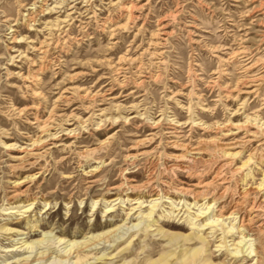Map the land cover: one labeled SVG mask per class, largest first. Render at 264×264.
Returning a JSON list of instances; mask_svg holds the SVG:
<instances>
[{
  "label": "rangeland",
  "instance_id": "1",
  "mask_svg": "<svg viewBox=\"0 0 264 264\" xmlns=\"http://www.w3.org/2000/svg\"><path fill=\"white\" fill-rule=\"evenodd\" d=\"M263 4L0 0V264H264ZM229 121L228 148L195 174L177 168ZM24 146L31 164L13 168ZM197 182L248 188L254 253L219 203L194 198ZM108 230L79 263L64 256Z\"/></svg>",
  "mask_w": 264,
  "mask_h": 264
},
{
  "label": "bare ground",
  "instance_id": "2",
  "mask_svg": "<svg viewBox=\"0 0 264 264\" xmlns=\"http://www.w3.org/2000/svg\"><path fill=\"white\" fill-rule=\"evenodd\" d=\"M264 5V4H263ZM124 6V5H123ZM135 6V5H134ZM260 6V5H259ZM133 7V6H131ZM137 7V6H135ZM264 7V6H263ZM134 8V7H133ZM257 8H259L257 6ZM255 9V8H254ZM125 10H129L128 7H126ZM261 10V9H258ZM262 12V11H261ZM133 14V13H132ZM264 14V13H263ZM131 16V15H129ZM257 17V16H256ZM131 18V17H130ZM129 19V18H128ZM255 20V19H254ZM263 20V19H262ZM260 21V19H259ZM262 27H264V25H262ZM262 35H261V41L264 40V30L261 31ZM53 34V33H52ZM245 39V38H243ZM246 40V39H245ZM46 41V40H45ZM50 42V41H49ZM241 43L245 42L240 41ZM40 47H44L42 44L40 45ZM36 48V47H35ZM41 48H36V50H39ZM44 50V48L42 49ZM45 51V50H44ZM247 52V48L245 46H241L239 47L238 50L234 51V54H232V56H235L237 54H241V53H246ZM47 53V52H46ZM120 68V67H119ZM246 70V69H245ZM244 80V79H243ZM240 81V80H239ZM253 84V83H252ZM247 85V84H246ZM240 91V89H239ZM36 92V91H35ZM246 92V91H242L241 93ZM248 92V91H247ZM232 97H234V95H230ZM230 124H233L232 122H228L226 124H222V123H218L216 124V129L218 130H224L225 132L223 133V136L219 137V138H213L211 140H200V142L193 146V147H187L183 153H181V158L183 157L185 161H180L176 166L177 168L186 171L188 173V175H191L192 173L195 174V172L198 170V168H202V166L207 165L210 161L211 158H204V154L207 155V152L215 147L217 148H228V144L223 142V139L228 136L230 134V129H226L225 126H230ZM264 124V122L262 123ZM44 127L42 126V131L44 132ZM233 127V126H232ZM230 128V127H229ZM211 130V129H210ZM42 132V133H43ZM171 132H174V129H172ZM216 132V131H215ZM41 133V132H40ZM41 136V135H40ZM40 136H38V138L35 139H31L32 140V148L33 146L35 148H40L43 144H45V141L43 139H40ZM46 136V135H45ZM174 138L169 140L170 143V147H174L176 145H178L179 140L176 139L177 137L175 135ZM42 137V136H41ZM251 139H245L243 141V143H247V142H251ZM261 141V140H260ZM28 147L24 146L22 148L19 149V152L22 153L23 155L17 157V161L16 163L13 165V168H25L26 166L30 165L31 162H29V160L24 156V153L27 151H30L32 149H27ZM210 152V151H209ZM212 152V151H211ZM223 154L225 155V158H229V157H234L237 155V153H233V152H229V151H223ZM212 157V156H210ZM213 158V157H212ZM248 159V158H247ZM181 160V159H180ZM214 160V159H213ZM248 161V160H247ZM243 162V165L245 166L246 162ZM212 162V161H211ZM154 164V163H153ZM152 164V165H153ZM231 164V162H228L227 160L223 161V163H221L218 167V171L220 169H223L227 166H229ZM264 164V163H263ZM156 166V165H155ZM173 166V165H172ZM233 170V169H232ZM12 171V170H11ZM216 171V172H218ZM236 171V170H235ZM152 172V171H151ZM219 174V173H218ZM215 175L213 177V179H217L216 177L218 176ZM245 178V177H244ZM264 178V177H263ZM262 179V178H261ZM25 180V179H24ZM149 182H151V180H148ZM25 181L23 180H18L16 182L15 186H21ZM214 182V181H213ZM222 182V181H221ZM212 183L211 182H197L193 185V188H191L190 190L193 192L194 194V198H197L199 200H204L205 202L203 204H207L206 208H210L212 207L214 204L219 203L216 207H219L217 210L219 211V217H223L225 216V218H232L234 219L237 223H238V229L240 230V232L242 233V237L243 240L246 242H249V247H250V251L249 253H254L257 249V247L254 245V229H253V220L252 218L249 217V210H246L244 207V203H243V196L245 195L246 191L244 192H239L238 195H236V197L234 196H229L226 197L224 192H218L216 189H212L211 188ZM264 186V179L261 180V182L258 184V188L259 187H263ZM153 187V186H151ZM177 187V186H176ZM252 187V186H251ZM256 187V186H255ZM183 188V187H182ZM243 188V187H242ZM181 189V188H180ZM250 189V188H249ZM252 189V188H251ZM257 188H255L256 190ZM254 190V191H255ZM260 189H258L259 191ZM224 191V189H223ZM251 191V190H250ZM249 191V192H250ZM237 193V192H236ZM233 194V193H232ZM149 196H155V195H159L158 190L156 188H152L150 189V191L148 192ZM30 196V195H29ZM13 198V197H12ZM14 199V198H13ZM153 199H158L157 197L152 198ZM212 200V203H206L208 200ZM195 200V199H194ZM205 208V209H206ZM253 208V207H252ZM257 208H264V198L262 200H260L259 203H257ZM256 209V208H255ZM215 210V209H214ZM251 211V210H250ZM205 212V211H204ZM211 222V221H209ZM208 224V223H207ZM259 226H262L263 223L261 221V223L258 224ZM111 231H106V232H101V233H97L94 234L92 236H90V239L84 240V241H72L70 242V244H68L70 247L65 251L64 256L67 258L69 257V255H74L78 256V258L75 260V263H79L80 262V255L78 254L80 251L82 252H91L92 250L96 249L97 247H95L96 244H99L102 241H107L108 240V236L109 233ZM256 237V236H255ZM63 241V238L59 239V242ZM92 241V242H91ZM67 245V246H68ZM94 246V247H93ZM32 248V246H31ZM260 249V248H259ZM248 253V254H249ZM42 254V253H41ZM44 255V253H43ZM63 255V254H62ZM42 256V255H40ZM48 256V255H47ZM29 259V257L27 256L26 258L22 259L20 262L24 261L23 263H26L27 260Z\"/></svg>",
  "mask_w": 264,
  "mask_h": 264
}]
</instances>
